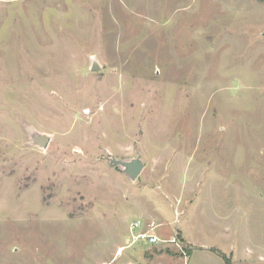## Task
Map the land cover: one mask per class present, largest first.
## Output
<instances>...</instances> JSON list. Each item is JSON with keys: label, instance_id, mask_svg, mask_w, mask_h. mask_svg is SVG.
<instances>
[{"label": "rangeland", "instance_id": "374dc122", "mask_svg": "<svg viewBox=\"0 0 264 264\" xmlns=\"http://www.w3.org/2000/svg\"><path fill=\"white\" fill-rule=\"evenodd\" d=\"M222 254L264 264V0H0V264Z\"/></svg>", "mask_w": 264, "mask_h": 264}, {"label": "water", "instance_id": "95a60500", "mask_svg": "<svg viewBox=\"0 0 264 264\" xmlns=\"http://www.w3.org/2000/svg\"><path fill=\"white\" fill-rule=\"evenodd\" d=\"M93 69H98V65L96 63L93 64L92 66ZM36 143L40 146L45 147L47 143L50 140V137L46 134H40L37 137L34 138ZM115 164H120L124 167L125 173L131 178L134 179L138 176V174L141 172L143 168V163L141 162L139 156L136 158H133L129 161H124V160H113Z\"/></svg>", "mask_w": 264, "mask_h": 264}, {"label": "built area", "instance_id": "2783aa9c", "mask_svg": "<svg viewBox=\"0 0 264 264\" xmlns=\"http://www.w3.org/2000/svg\"><path fill=\"white\" fill-rule=\"evenodd\" d=\"M138 225H139V222L133 223V227H136ZM137 238L146 239L147 242H150V243H157V242L162 241L155 234H151V233H147V232L138 233Z\"/></svg>", "mask_w": 264, "mask_h": 264}, {"label": "trees", "instance_id": "16d2710c", "mask_svg": "<svg viewBox=\"0 0 264 264\" xmlns=\"http://www.w3.org/2000/svg\"><path fill=\"white\" fill-rule=\"evenodd\" d=\"M222 256H223V259H224V261H225V263L226 264H230V262H228L227 260H226V257L222 254Z\"/></svg>", "mask_w": 264, "mask_h": 264}]
</instances>
